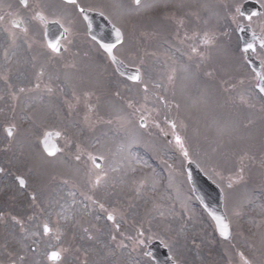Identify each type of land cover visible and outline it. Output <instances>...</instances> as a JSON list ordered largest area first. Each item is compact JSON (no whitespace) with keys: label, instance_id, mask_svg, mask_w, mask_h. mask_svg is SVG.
<instances>
[{"label":"rangeland","instance_id":"1","mask_svg":"<svg viewBox=\"0 0 264 264\" xmlns=\"http://www.w3.org/2000/svg\"><path fill=\"white\" fill-rule=\"evenodd\" d=\"M91 1L78 0V3L103 11L126 33L118 55L129 65L142 69L140 86L116 76L103 57L97 55V47L83 33V30L86 33L84 22L75 7L59 6L56 0H30V7L24 9L18 0H0V17H3L0 19V167L6 169L0 173V238L8 247L9 255H19L21 248L20 232L11 216L27 221V217L35 214L41 220L47 218L54 222L59 219L57 213L61 206L71 204L69 193L75 192L77 204L71 211L81 223L70 230L62 242L65 246L73 245L70 260L78 257L77 264H154L143 253L146 245L156 239L169 250L177 264H245L246 260L264 264V235L261 233L264 227V146L250 143L259 130L264 132V122H260V127L252 119L243 121L245 114L239 115L241 118L237 115L235 118L233 113L225 114V110L233 112L234 108L215 104L220 103L219 99L213 105L208 98L196 94L191 69L184 63L181 65L183 47L177 0H168L169 5L161 4L148 12H138L132 0ZM41 9L46 20H60L65 27L72 24L71 34L66 38L72 41L71 49L55 59L45 54L40 21L32 19ZM18 18L28 29L26 34L11 26V20ZM166 34L173 35L174 39L166 38ZM84 53L93 55L80 57ZM70 63H75L76 67L66 68ZM41 70L44 74L38 77ZM64 73L69 75L63 78ZM36 84L40 85L39 89L34 88ZM21 87L25 92L13 99L12 93ZM48 88L52 89L51 93ZM129 103L134 108H129ZM142 106L150 112V119L159 123V128L151 126L145 131L138 127L140 113H135V109ZM211 106L219 107L220 114ZM258 107V112L264 113L263 108ZM169 120L179 125L176 131L185 139L190 152L188 159H184L175 146ZM9 122L18 125L14 138L7 137L4 131ZM45 129L60 133L58 145L62 150L56 158L45 157L39 146ZM69 138L86 152L103 153L108 157L103 165L109 169L111 179L107 183L124 177L122 185L117 180V194L101 202L110 211L113 207L119 210L117 222L121 223L124 237H135L143 225L144 244L136 251L117 250L108 255L110 249L102 251L80 239L89 222L97 223V216L100 217L97 226L106 227L105 213L81 195L101 198L89 190L88 177L80 166L81 163L85 168L87 157L71 165L76 161L74 149L67 143ZM132 140L139 143L133 145L131 154L147 162L143 166L132 165L135 171H131L126 162L128 153L120 151ZM257 149L262 151L259 153ZM189 160L199 163L203 172L223 190L230 224L239 236L230 244L223 243L217 236L210 217L190 194L184 174L185 162ZM112 167L120 171L112 173ZM240 168L244 169L243 181L232 183L231 178ZM18 177L26 181L23 188ZM229 183L231 187H227ZM138 187L141 188L139 193L136 192ZM86 205L90 212L85 211ZM237 212L241 214L235 215ZM25 226L32 230L34 224L27 221ZM74 233L75 240L72 239ZM177 233L181 237L178 240L175 239ZM124 237L118 236L117 240ZM124 243L128 241L124 239ZM234 247L240 253L237 256H234ZM28 263L29 260L24 261Z\"/></svg>","mask_w":264,"mask_h":264},{"label":"snow or ice","instance_id":"2","mask_svg":"<svg viewBox=\"0 0 264 264\" xmlns=\"http://www.w3.org/2000/svg\"><path fill=\"white\" fill-rule=\"evenodd\" d=\"M20 5L24 9H28L30 7L29 0H19ZM60 3L63 5H72L74 6L78 13L80 14V17L84 21H87L89 19L87 12L92 11V9H85L82 7L78 0H60ZM167 0H134V6L136 10L139 11H151L152 9L160 6L161 4H166ZM183 6V5H182ZM63 9H60L62 11ZM234 12L238 14L240 17H245L244 11H242V8L240 6H236L234 8ZM101 16L104 15L103 11H100L99 13ZM258 13L252 12L250 15L246 17V19L251 20L253 16H256ZM0 19H3V17H0ZM34 20H39L41 22L45 21V16L43 9L38 10L35 12L34 16L32 17ZM55 23L60 24V20H56ZM184 21L183 19L179 20V27H183ZM60 26L63 28L65 34H71L72 30V24L69 23L68 27H64L63 24H60ZM15 27L19 28L22 32L25 34L28 32V29L24 26L23 20L16 21ZM45 27L47 25L45 24ZM91 26L89 25V28ZM113 30L115 33V43H108V44H100V47L105 50L107 55L111 57L113 62L120 63L116 56L113 55L114 49L117 47V45H123L126 38V33L123 31L122 27H116L113 25ZM44 35H47V32L44 33ZM198 33H193L191 37L187 36V33H185V39H196L198 36ZM93 41H96V37H91ZM13 39H15V36H13ZM255 39V36H254ZM200 43L205 46H214L216 43L215 40V33H212L211 35L208 32H205L202 36L199 37ZM260 46L264 48V38L259 40ZM72 41L66 39L63 46L60 45L59 41L52 42L48 41L45 45L46 49H50V52H46L45 54L48 55L49 59L56 56H62L65 52H69L71 49ZM28 47L31 48L32 45L28 44ZM191 52L193 54H196L200 56L202 59H206L205 54L203 52L199 51L198 45H191ZM244 53H255L256 51V44L255 42H244L243 47L241 49ZM7 56V53H5ZM66 68H75V63H70L65 65ZM121 68H125L126 66L120 63ZM262 70L260 72L255 73L256 83L254 85L255 90H258L259 94H264V65L261 66ZM43 70L37 73L38 77L43 76ZM206 75L212 76V72H207ZM5 81L7 80V77H4ZM130 81L133 82H142V75L138 71L136 74L131 75L128 77ZM172 79V76H169V80ZM240 83H243V81H240ZM11 87V85H9ZM40 85L36 84L34 85L35 89H39ZM232 88H235V85H231ZM48 93L52 92L51 88L47 89ZM145 93H147L148 89L145 85L144 87ZM227 91V89H226ZM25 88L21 87L19 88L18 92L12 93V98L16 99L19 93H24ZM119 95V93H117ZM2 98V97H0ZM159 99L163 100V97H160ZM240 101L242 103H247V100L245 96H240ZM129 108H134V105L129 103ZM177 108L180 107L179 104L176 105ZM89 111H92V106L89 105ZM154 111V110H153ZM135 113H140L139 118L137 120L138 127L140 129H143L147 131L151 126H155L157 128L160 127L159 123H157L155 120L150 119V112H147L144 107L136 108ZM134 113V114H135ZM30 115V114H29ZM131 121H128L130 123ZM109 124L112 123L111 120L108 121ZM168 124L171 127L172 130V136L174 138L175 146H177L182 153L184 159H188L190 156L189 149L185 145V139L182 138L180 134L177 133L176 129L179 127L177 122L169 120ZM123 127V125H121ZM162 132L164 129H160ZM4 131L7 134V137L14 138V135L18 132V125L15 122H9L7 127L4 128ZM165 135H167V132H165ZM45 147L43 151L47 152L48 157H54L56 155L57 150H49L47 148L46 141ZM69 145L72 146L74 149L73 151V157L76 162H81L82 157L86 156L87 159L84 161L85 164V173L88 177V183L90 185V191L94 192V195L100 196V199H95L93 195H85L81 193L82 196H84V200L90 202L91 205H94L99 208L103 213H105L104 217V223L106 227H98L97 224L99 222L100 217L97 216L96 220L97 223H91L89 222V227L83 228L84 235L80 236L81 240H87L88 242H91L94 247H98L100 250L104 249H110L108 252V255H111L112 253L116 252L117 250L120 251H129L133 252L136 251L141 247V245L144 244V230L143 225L137 230V234L135 237L133 236H126L124 237V233L121 229V223L117 222V217L119 215V210L115 207L112 208L110 211L106 206L105 203L101 202V199H106L107 197H110L112 195L117 194V180L119 181V184L122 185L124 183V177L119 176L116 179H112L111 183H107L110 178L109 169L105 168L103 165L107 163L108 157L103 153H97L93 154L92 152H86V150L81 147L78 143H75L71 138L67 141ZM139 143L138 140H132L128 144L122 146L120 148L121 152H127L128 156L126 158V162L129 166V169L131 171H135L136 168L132 167V165H140L143 166L146 164V161H143L137 156H134L131 154V149L134 144ZM171 143V141H169ZM171 167V165H169ZM6 171L5 168L0 167V173H4ZM112 173H117L120 171L117 167H112L110 169ZM244 169L240 168L238 172L231 178L232 183H239L243 181L244 175H243ZM67 183V181H65ZM232 183L229 184V187L232 186ZM19 184L21 186L25 185V181L23 179L19 180ZM75 187V186H74ZM141 191V188H136V192L139 193ZM69 196L71 197V204H69L67 207L61 206V210L57 213V216L59 219L56 221H51L47 218L40 219L38 216L33 214L32 216L27 217V221H31L34 224V227L32 230H29L26 225V220L24 218H18L17 216H11V221L15 224V226L19 229L20 232V253L16 254L12 253V259L10 260L9 264H24L25 259L28 257L29 254L32 256H39V259H36L33 264H48L49 261H55L57 264H77V261L79 260L78 257L75 258V260H70V256L72 253L73 245L71 243L67 244V246L64 245L62 242L64 237L68 234V232L72 229H75L77 226L80 225L81 221L75 219L74 214L72 213L71 209L74 205L77 204L76 200V193L70 192ZM32 200L35 203L36 197L33 195ZM85 211L90 212V208L86 205ZM235 215H239L241 213H234ZM2 215V214H0ZM93 215H95L93 213ZM213 218L217 222L219 233L222 237L228 238L229 237V223L226 222V217L222 215H215L213 213ZM61 221L63 223H61ZM108 222H111L110 224ZM122 222V221H121ZM181 231H185V229H181ZM121 236L124 237L128 241V243H124V239L117 240V237ZM180 234L177 233L175 239H180ZM72 239H76L75 233L72 236ZM129 245H131V248H129ZM143 255L147 258H151L150 252H144ZM115 264V262H114ZM245 264H253L252 261L246 260Z\"/></svg>","mask_w":264,"mask_h":264},{"label":"flooded vegetation","instance_id":"3","mask_svg":"<svg viewBox=\"0 0 264 264\" xmlns=\"http://www.w3.org/2000/svg\"><path fill=\"white\" fill-rule=\"evenodd\" d=\"M244 0H178L179 20L183 19L182 46L187 66L204 82L207 88L214 93L219 87L234 92L240 101L241 91L247 94V105L264 103V98L255 90L256 78L254 72L247 65L245 54L241 51V43L236 30L239 25H249L253 32L264 38V0H256L261 6V13L251 20L240 17L234 12L236 6H242ZM183 5V6H182ZM205 32L215 33L214 46H205L200 43L199 37ZM185 33L191 37L193 33L199 35L196 39H185ZM191 45H198L199 51L205 54L206 59L191 52ZM254 58L264 65V51L256 47ZM231 68V83L228 82L230 73L223 76L224 69ZM207 72H212L210 77ZM226 81V82H225ZM243 81V83H240ZM231 85H235L232 88ZM8 247L0 238V264H9L13 258L7 251ZM19 264V262H18Z\"/></svg>","mask_w":264,"mask_h":264},{"label":"water","instance_id":"4","mask_svg":"<svg viewBox=\"0 0 264 264\" xmlns=\"http://www.w3.org/2000/svg\"><path fill=\"white\" fill-rule=\"evenodd\" d=\"M87 15L89 17V19L86 21L89 36H95L97 38L96 41L99 43V45L115 43V33L113 27L106 19V17H102L100 14L91 11L87 12ZM89 25L91 26L90 28ZM45 31L47 32V35L45 36L47 42H56L66 35L64 33V30H62L57 23L48 24L45 28ZM110 60H112L111 57ZM118 61L121 63L120 60ZM120 63L113 62V64L115 65V69L118 70L119 73L125 75L126 77L134 75V72L129 68H121ZM56 136H58L56 133H47L42 140V148L45 147L44 142L46 141L47 148L49 150H57L58 148H56V144L52 140V137L55 138ZM185 170L186 174L188 175L189 184L192 186L193 194L196 196V198H198L200 204L204 207L208 215L212 217L215 223V227L217 228V233L219 237H222L219 233L217 222L213 218V213L215 215H222L226 217L222 205L223 194L221 193L219 187L213 184L201 173L197 164L193 162H187ZM226 222H228L227 219ZM222 238L230 239V237ZM148 251L152 253V257L157 262V264H174L169 260L167 250L163 249L162 245L159 242H156L149 246Z\"/></svg>","mask_w":264,"mask_h":264}]
</instances>
